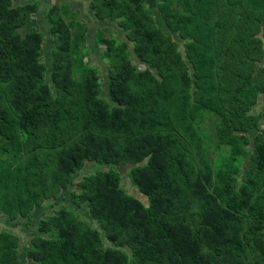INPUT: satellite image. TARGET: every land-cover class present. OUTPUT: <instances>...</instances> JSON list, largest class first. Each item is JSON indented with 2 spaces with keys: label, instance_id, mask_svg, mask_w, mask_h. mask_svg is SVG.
<instances>
[{
  "label": "trees",
  "instance_id": "16d2710c",
  "mask_svg": "<svg viewBox=\"0 0 264 264\" xmlns=\"http://www.w3.org/2000/svg\"><path fill=\"white\" fill-rule=\"evenodd\" d=\"M156 2L159 22L147 0L88 2L131 44L96 31L104 99L69 2L43 11L48 82L39 0H0V215L28 226L53 208L25 245L0 231V264H264V131L249 138L264 118V0ZM87 163L101 169L75 182ZM127 166L144 201L122 187Z\"/></svg>",
  "mask_w": 264,
  "mask_h": 264
},
{
  "label": "rangeland",
  "instance_id": "374dc122",
  "mask_svg": "<svg viewBox=\"0 0 264 264\" xmlns=\"http://www.w3.org/2000/svg\"><path fill=\"white\" fill-rule=\"evenodd\" d=\"M38 1V0H37ZM58 0H50V5L55 4ZM67 3L70 2V7L72 11H76L77 15L84 21L85 25L87 26V38L85 41V53H86V58L85 61H87V65L93 67L96 69L99 73L100 76V82L102 84V97L105 99L106 98V91H105V83L107 80V66L105 61L101 58V52L103 47H97L95 44V34L98 28L101 26H107L109 28L108 35L112 39H115L117 41L123 40L127 42V38L124 32H122L117 24L115 22H98L95 20L92 11L88 8V2L90 0H66ZM40 2V9L37 15L35 16V19L31 23L30 26L34 27L42 33L44 36V42H43V47H42V55H41V61L46 67V81L49 82V71H50V52L53 47V37L49 33L48 26L44 20V15L43 11L47 4L49 5V0H39ZM148 6L152 9L154 16L159 22V16L155 12V5H156V0H147ZM49 5V6H50ZM68 6V5H67ZM48 7V6H47ZM46 7V8H47ZM75 17V16H74ZM70 18H73L70 17ZM160 26H162L161 23H159ZM26 29H23L21 32H24ZM174 39L178 40L175 35H173ZM129 44V48L131 51V44ZM181 43V42H180ZM131 58L135 61L136 64H138L136 58L134 55L131 53ZM264 64V61L262 62ZM264 98V95H261V98L259 99V102L253 107V112L258 113V111L261 109L262 106V99ZM205 131L206 135L208 138V150L212 151L214 150V145L212 143L214 138V126L212 120H206L205 123ZM259 130V131H258ZM258 130L250 132L249 133V138H250V144L253 143V138L256 134L260 133V131H264V118L260 119L259 124H258ZM215 141V140H214ZM213 158L216 156L213 155ZM101 169V166L95 163H87L82 170L76 175L75 182L78 181L81 177L91 174L97 170ZM129 170V166L127 167H120L118 168V171L121 175V183L123 189L128 193V194H134L133 196L141 199L144 201V198L137 192V190H134V188L131 186L129 179L127 177V173ZM52 201L45 202L42 208L37 209L34 214L32 215L31 218V223H29L28 226L23 225L24 223H27V220H22L21 225H16L12 226L11 224L6 223L2 216L0 215V231L2 230H7L10 231L14 234H16L19 239H20V244L25 245L27 243V240L29 239V235L31 234V231L36 227V224L38 221L42 218L47 217L52 213L53 208H51L50 204ZM61 204H67L66 201H61ZM76 214L84 220H88L91 225L97 226L95 223L90 221V219L87 216V213L85 212L84 208L81 210L77 209ZM19 254H22V251L19 247ZM21 264H31L26 260V258H23L20 256Z\"/></svg>",
  "mask_w": 264,
  "mask_h": 264
},
{
  "label": "crops",
  "instance_id": "0c3cea01",
  "mask_svg": "<svg viewBox=\"0 0 264 264\" xmlns=\"http://www.w3.org/2000/svg\"><path fill=\"white\" fill-rule=\"evenodd\" d=\"M70 3V2H69ZM71 4V3H70Z\"/></svg>",
  "mask_w": 264,
  "mask_h": 264
}]
</instances>
